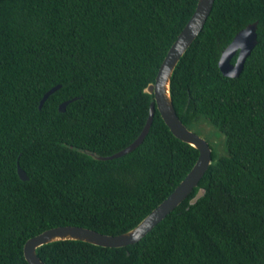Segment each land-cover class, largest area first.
Wrapping results in <instances>:
<instances>
[{"label": "trees", "instance_id": "1", "mask_svg": "<svg viewBox=\"0 0 264 264\" xmlns=\"http://www.w3.org/2000/svg\"><path fill=\"white\" fill-rule=\"evenodd\" d=\"M197 1L0 0V264H28L24 242L48 228L127 231L192 168L198 150L157 109L135 149L96 156L141 132L153 100L144 88ZM256 20L241 73L224 76L222 49ZM170 95L187 128L224 137L222 153L208 141L211 163L198 186L134 244L59 240L36 249L42 261L264 264V0H214L172 72ZM199 187L203 196L190 204Z\"/></svg>", "mask_w": 264, "mask_h": 264}, {"label": "water", "instance_id": "2", "mask_svg": "<svg viewBox=\"0 0 264 264\" xmlns=\"http://www.w3.org/2000/svg\"><path fill=\"white\" fill-rule=\"evenodd\" d=\"M213 3L214 0L197 1L193 13L167 50L154 81L144 88V92L153 95V100L149 103L148 115L139 135L126 147L111 155L96 156L98 159L108 160L120 157L135 149L146 136L153 120L154 111L157 109L174 136L198 150V157L192 168L178 185L141 221L123 233L111 235L83 226L63 225L45 229L35 236L28 238L23 244V254L28 264H47L39 258L36 249L44 244L59 240H79L111 248L134 244L163 220L198 186L199 181L211 163V147L205 138L187 128L179 119L170 95V79L179 59L203 28ZM257 24V20L247 24L222 49L218 59V67L224 76L237 77L241 73L246 58L257 43ZM234 56L235 61L231 62ZM59 87L60 85H56L46 91L40 99L38 107L41 108L46 98ZM74 99L71 98L60 103L58 110L64 111L66 105ZM17 173L22 180L28 179V175L18 162ZM203 194L204 189L199 187L196 194L189 200V203L194 204Z\"/></svg>", "mask_w": 264, "mask_h": 264}, {"label": "rangeland", "instance_id": "3", "mask_svg": "<svg viewBox=\"0 0 264 264\" xmlns=\"http://www.w3.org/2000/svg\"><path fill=\"white\" fill-rule=\"evenodd\" d=\"M193 130L209 141L218 152L224 151V137L211 126L203 125L202 129L194 127Z\"/></svg>", "mask_w": 264, "mask_h": 264}]
</instances>
